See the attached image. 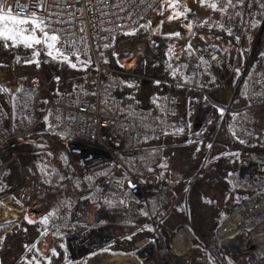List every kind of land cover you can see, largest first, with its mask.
Instances as JSON below:
<instances>
[{"label":"rangeland","instance_id":"1","mask_svg":"<svg viewBox=\"0 0 264 264\" xmlns=\"http://www.w3.org/2000/svg\"><path fill=\"white\" fill-rule=\"evenodd\" d=\"M200 1L163 0L137 30L118 36L110 66L119 71L114 95L122 113L152 112L167 123L182 119L194 100L193 90L180 91L182 104L175 117L166 114L165 105L173 93L179 92L175 83L181 77L185 58L192 56L185 44L192 18L204 19L214 13ZM24 21H0V27L7 24L25 30V36L46 40L40 27ZM253 38L249 50L230 47L227 51L222 79L235 66L245 70L234 71L212 94L214 106L205 123L196 122L191 129L184 128L174 136L122 154L129 159L124 169L141 179L140 205L108 209L85 181L77 184L79 192L74 198L62 185L72 171L68 159L59 146H51L46 132L30 134L17 143V158L0 183V235L7 234V225H27L15 239L19 256L0 257V261L264 264V172L260 170L264 163H257L264 161V150L257 146L264 141V111L258 113L260 127L253 145H243L229 131L233 111L246 104L245 90L253 67L264 57L263 19L255 21ZM56 48L59 53L49 55L46 43L27 47L19 36L16 41L0 38V105L7 112L9 128L18 132L28 129L22 112L32 99L43 101L51 94L73 91L83 81L94 80L95 65L90 57H74L58 43ZM219 82L211 77L212 86ZM26 183L32 187L29 200L42 202L40 217H28L29 202L19 198ZM77 199L101 206L103 222L99 229L67 228L65 210ZM20 209L22 214H18ZM76 230H87L91 242H101L80 259L68 248V237ZM107 246L115 247L112 252L122 253L103 254Z\"/></svg>","mask_w":264,"mask_h":264},{"label":"built area","instance_id":"2","mask_svg":"<svg viewBox=\"0 0 264 264\" xmlns=\"http://www.w3.org/2000/svg\"><path fill=\"white\" fill-rule=\"evenodd\" d=\"M163 0H0V15L43 22L41 31L58 36V44L77 58L88 56L95 65L93 81H83L76 89L49 95L41 103L35 99L23 108L27 123L25 131L7 126V112L0 105V183L7 168L18 154L16 147L23 138L46 132L51 146L65 153L72 171L62 185L76 198V184L90 183L95 195L108 209L140 205L143 200L141 179L125 170L123 153L143 145L171 137L196 123H205L214 102L212 94L221 89L234 71L222 79L227 48L247 51L253 44L255 21L264 20V0H201V5L214 13L201 19L192 18L186 46L192 56L186 57L181 77L175 83L166 105L167 115L176 116L182 104L180 91L195 92L182 119L172 123L152 112L126 114L114 95L119 86V71L110 66L115 41L119 35L137 30L152 15ZM215 5V7H212ZM254 22V23H253ZM182 50V49H181ZM183 51V50H182ZM211 77L220 80L212 86ZM246 104L235 110L229 131L238 142L251 146L260 127L259 112L264 111V57L253 67L245 90ZM54 139L59 142L55 143ZM264 150V141L257 144ZM257 163H264L259 161ZM124 169V171H121ZM261 172H264L262 165ZM52 188V186H48ZM30 183L20 190L19 198L28 201L26 215L31 219L42 214V202L29 200ZM102 208L86 201H77L64 213L68 229H99L103 222ZM98 240L90 241L85 231H75L68 237V248L80 259L97 249Z\"/></svg>","mask_w":264,"mask_h":264},{"label":"snow or ice","instance_id":"3","mask_svg":"<svg viewBox=\"0 0 264 264\" xmlns=\"http://www.w3.org/2000/svg\"><path fill=\"white\" fill-rule=\"evenodd\" d=\"M212 7H215V5H212ZM5 20H12L17 24L26 23V21H24L23 19L18 20L16 17H7V16L0 15V21H5ZM33 23H36V22L33 21ZM42 23H43L42 21L40 23H37L36 27L39 28ZM24 31L25 30H23V29L9 28L7 26V24H4L2 27H0V38L6 39V40H11V41H16L17 37L19 36L27 47H32L33 44H41L43 42V43H46L47 47L50 49V51L48 53L49 55H52L53 51H56L57 53H59V49L56 48V43L59 40L58 36L51 35L49 37L48 33L44 32V37L46 38V40L42 41L39 37H37L35 35L25 36ZM71 66L76 67L75 64H72ZM222 111L223 110L221 109V112Z\"/></svg>","mask_w":264,"mask_h":264},{"label":"crops","instance_id":"4","mask_svg":"<svg viewBox=\"0 0 264 264\" xmlns=\"http://www.w3.org/2000/svg\"><path fill=\"white\" fill-rule=\"evenodd\" d=\"M226 48L228 51L230 49V46H226ZM116 90L117 89H115L114 92ZM34 100L35 99H32V101H34ZM39 102L41 103L42 101L39 100ZM76 186H77V184H76ZM22 213H23V209H20L18 214H22ZM18 214H17V216H18ZM12 215H14V213H12ZM26 225L27 224L14 223V225L11 224V225H9V226L7 225V227H5L4 232H6L7 234L4 237H3V235H0V257H7V258H14L15 257L16 258L19 256L20 249L16 246V240L15 239L18 238L17 233L21 230V228H26ZM1 226H3V225H1ZM114 248L115 247H113V246L105 247L103 249L104 250L103 254L118 256L119 254L122 253L120 251L112 252L111 250H113ZM7 263H8V261L7 262L0 261V264H7Z\"/></svg>","mask_w":264,"mask_h":264},{"label":"trees","instance_id":"5","mask_svg":"<svg viewBox=\"0 0 264 264\" xmlns=\"http://www.w3.org/2000/svg\"><path fill=\"white\" fill-rule=\"evenodd\" d=\"M121 158L125 163L129 164V159L127 157L121 156Z\"/></svg>","mask_w":264,"mask_h":264}]
</instances>
